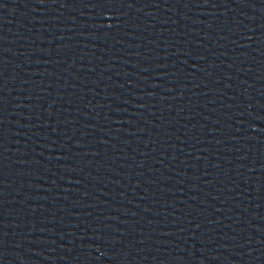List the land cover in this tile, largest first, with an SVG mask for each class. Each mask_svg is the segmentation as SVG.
Listing matches in <instances>:
<instances>
[{
    "label": "water",
    "instance_id": "obj_1",
    "mask_svg": "<svg viewBox=\"0 0 264 264\" xmlns=\"http://www.w3.org/2000/svg\"><path fill=\"white\" fill-rule=\"evenodd\" d=\"M0 264H264V0H0Z\"/></svg>",
    "mask_w": 264,
    "mask_h": 264
}]
</instances>
